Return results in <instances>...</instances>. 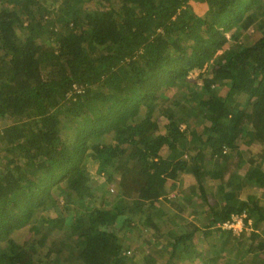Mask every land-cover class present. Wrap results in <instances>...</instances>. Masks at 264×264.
I'll use <instances>...</instances> for the list:
<instances>
[{"label": "trees", "instance_id": "obj_1", "mask_svg": "<svg viewBox=\"0 0 264 264\" xmlns=\"http://www.w3.org/2000/svg\"><path fill=\"white\" fill-rule=\"evenodd\" d=\"M0 125V264H137L181 174L221 192L207 262L264 264V0H0ZM241 212L239 236L209 229ZM195 231L169 232L181 261Z\"/></svg>", "mask_w": 264, "mask_h": 264}, {"label": "crops", "instance_id": "obj_2", "mask_svg": "<svg viewBox=\"0 0 264 264\" xmlns=\"http://www.w3.org/2000/svg\"><path fill=\"white\" fill-rule=\"evenodd\" d=\"M209 184L211 185L212 183L208 181L204 182L206 196L203 197L197 187L195 178L189 174H181L177 180H168L166 182L163 194L160 197V202L158 203V205L162 207V210L159 211H162L161 218L165 223L163 224V222H160V224L156 226L157 229L152 227L151 223V227L149 226L147 229L149 238L145 240L141 238L143 241L140 240L142 241L140 244H144L145 250L142 251L140 258H137L138 256L135 257L137 264H166L172 252H176V254L175 258L171 260L169 264H211L205 259L210 255L206 254V251H211L210 247H205L206 242H209L210 239L209 237H204L202 234L206 229V225L209 224V220H211L210 205L214 204L213 202L211 203L213 187L209 186ZM240 191L241 192L236 196L237 200L244 199L248 194H251L254 189H249V187H247ZM155 220L157 219L155 218L153 223ZM187 228L190 231L196 230L193 240L196 245L191 247L192 250L189 253L190 258L181 261L178 254L179 248L174 249L175 246L171 238H169V232L173 231L174 234L177 235L183 233V230ZM209 229L213 230L217 228L213 225L209 227ZM218 232L219 231L215 230L210 237L213 236L214 239H217L219 236ZM256 232L264 237V222L256 227ZM127 244L128 242L125 248L128 249L129 245ZM195 252L199 255L196 256ZM201 253L206 256L200 255ZM159 254L162 255L160 256ZM256 254V259L263 257L261 250ZM221 258L222 254H220V259Z\"/></svg>", "mask_w": 264, "mask_h": 264}, {"label": "rangeland", "instance_id": "obj_3", "mask_svg": "<svg viewBox=\"0 0 264 264\" xmlns=\"http://www.w3.org/2000/svg\"><path fill=\"white\" fill-rule=\"evenodd\" d=\"M91 4H93V2L91 3ZM194 9H195V11L196 12H198V13H201L202 12V9L198 6V4H195L194 5ZM255 27L254 26H252L250 29L252 30V29H254ZM234 29L232 28V29H230L228 32H227V34H226V36H229L230 35V33L233 31ZM253 34V33H252ZM257 36H258V34L256 33V34H253V35H250V34H248V33H245V34H243V40H255V38H257ZM199 69H194V70H192V71H190L189 72V74H188V76L187 77H185V79H182V80H184V81H182V82H193V81H196L195 82V84L197 83H200V79L197 77L198 76V73H199ZM181 81V80H180ZM226 92H227V87L226 86H221L220 87V89H219V94L220 95H225L226 94ZM2 125H0V127H1ZM60 131H61V135L63 136V137H68V138H71V137H73V135H74V132H73V129L72 128H70V127H68L66 124H65V122H64V119L62 118V122L60 123ZM254 150H256V149H259L260 148V145L257 143V142H255L254 143ZM241 148L242 149H247L244 145H242L241 146ZM241 149V150H242ZM241 154V156L245 159V160H247L248 159V157L250 156V153L248 152V151H244V150H242V152L240 153ZM244 169L246 168V165L244 164ZM89 170V174H90V177H91V179L93 180H97V182H103L104 180H105V174H101L100 176L101 177H98L97 178V175H96V169L93 167V166H90V168L88 169ZM70 186H71V183H70V181H69V179H66V180H64V181H61L58 185H57V188H56V194H58L59 196H62V193L65 191H67V190H69V188H70ZM107 188L109 189V191L110 192H112V193H114L115 192V186H112V185H109L108 184V186H107ZM215 190H217V191H215ZM213 193H212V196H211V203L213 202L214 204H215V206L216 207H220L221 208V206H222V202H220V196H221V192L219 191V189H218V187L217 186H214L213 187V191H212ZM220 200H219V199ZM60 199H61V197H60ZM113 200H115L114 199V196H113ZM149 226L150 225H148L147 224V222L145 221L143 224L141 223H137V226L135 227V229H133L132 230V232H131V234L129 235V238H130V241L128 240V244L127 245H129L128 246V249H129V251H130V253L128 254V255H126V256H129V255H132L133 257H136V256H138L137 258H140V255H142V251L143 250H145L144 249V244H140V243H142V239H147V238H149L148 237V234H149V232H147V229L149 228ZM151 227V226H150ZM142 238V239H141ZM209 239H210V241L209 242H212V241H214L215 242V240H214V237L212 236V237H209ZM140 240H142V241H140ZM205 244V243H204ZM206 246H208V242H206V245H205V247ZM208 248V247H207ZM209 249V248H208ZM133 250H134V252H133ZM133 254H135V255H133ZM206 254L207 255H209L210 254V252H209V250L208 251H206ZM250 259L251 260H254V257H250ZM224 263V257H222L221 259H219L218 260V264H223Z\"/></svg>", "mask_w": 264, "mask_h": 264}, {"label": "built area", "instance_id": "obj_4", "mask_svg": "<svg viewBox=\"0 0 264 264\" xmlns=\"http://www.w3.org/2000/svg\"><path fill=\"white\" fill-rule=\"evenodd\" d=\"M246 218L245 212L232 213L225 220L217 221L214 224L215 228L230 231L233 235H240L244 230H246ZM130 253L129 250L125 252V255Z\"/></svg>", "mask_w": 264, "mask_h": 264}, {"label": "clouds", "instance_id": "obj_5", "mask_svg": "<svg viewBox=\"0 0 264 264\" xmlns=\"http://www.w3.org/2000/svg\"><path fill=\"white\" fill-rule=\"evenodd\" d=\"M236 236H239V235H236Z\"/></svg>", "mask_w": 264, "mask_h": 264}]
</instances>
